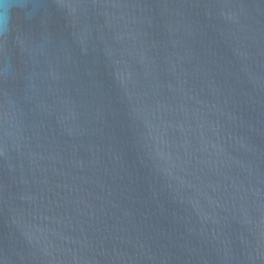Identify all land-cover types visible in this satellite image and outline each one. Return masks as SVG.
I'll return each instance as SVG.
<instances>
[{
  "label": "water",
  "instance_id": "95a60500",
  "mask_svg": "<svg viewBox=\"0 0 264 264\" xmlns=\"http://www.w3.org/2000/svg\"><path fill=\"white\" fill-rule=\"evenodd\" d=\"M0 264H264V0H6Z\"/></svg>",
  "mask_w": 264,
  "mask_h": 264
},
{
  "label": "clouds",
  "instance_id": "9594fccd",
  "mask_svg": "<svg viewBox=\"0 0 264 264\" xmlns=\"http://www.w3.org/2000/svg\"><path fill=\"white\" fill-rule=\"evenodd\" d=\"M10 5L6 3V0H0V33L5 31L10 23V15L8 9Z\"/></svg>",
  "mask_w": 264,
  "mask_h": 264
}]
</instances>
